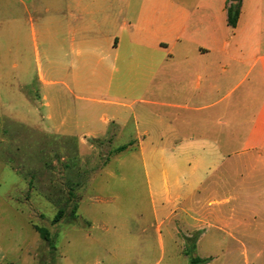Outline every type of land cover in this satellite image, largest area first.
Returning a JSON list of instances; mask_svg holds the SVG:
<instances>
[{"label":"crops","instance_id":"crops-1","mask_svg":"<svg viewBox=\"0 0 264 264\" xmlns=\"http://www.w3.org/2000/svg\"><path fill=\"white\" fill-rule=\"evenodd\" d=\"M240 1L232 27L231 0H0V105L80 146L131 128L160 237L231 221L207 207L264 192V0ZM33 54L46 69L30 99Z\"/></svg>","mask_w":264,"mask_h":264},{"label":"rangeland","instance_id":"rangeland-1","mask_svg":"<svg viewBox=\"0 0 264 264\" xmlns=\"http://www.w3.org/2000/svg\"><path fill=\"white\" fill-rule=\"evenodd\" d=\"M40 67L45 71L44 56L31 55L30 83L23 91L30 99L42 88ZM45 75L59 80L56 72ZM1 90L5 101L7 83L1 82ZM8 106L0 105L2 264H189L193 257L204 264H264V192L243 184L240 191L226 190L225 198L241 196L207 209L231 221L178 232L175 239L163 226L160 237L161 216L138 147H128L131 128L122 137L110 133L80 146L73 138L46 135L41 119H10L11 112L26 110ZM120 146L127 149L118 152ZM36 226L49 232L54 248Z\"/></svg>","mask_w":264,"mask_h":264},{"label":"trees","instance_id":"trees-1","mask_svg":"<svg viewBox=\"0 0 264 264\" xmlns=\"http://www.w3.org/2000/svg\"><path fill=\"white\" fill-rule=\"evenodd\" d=\"M233 3L232 5L228 8V22L230 26L235 27L237 25L239 15H240V6H241V1L240 0H231ZM127 149V147L122 146L117 149L118 152H123ZM63 215V211L60 210L58 214L54 218V222L57 223ZM36 231L40 234V236L47 242H49L50 246L54 248L49 232L46 229L40 228V227H35ZM206 263L204 259L199 258V257H193L190 259L189 264H204Z\"/></svg>","mask_w":264,"mask_h":264}]
</instances>
